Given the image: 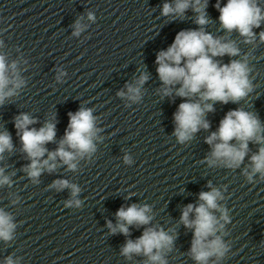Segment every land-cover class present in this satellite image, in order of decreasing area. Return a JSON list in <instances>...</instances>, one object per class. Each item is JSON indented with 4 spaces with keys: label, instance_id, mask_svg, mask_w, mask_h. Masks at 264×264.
I'll return each instance as SVG.
<instances>
[{
    "label": "water",
    "instance_id": "1",
    "mask_svg": "<svg viewBox=\"0 0 264 264\" xmlns=\"http://www.w3.org/2000/svg\"><path fill=\"white\" fill-rule=\"evenodd\" d=\"M175 2L0 0V54L8 64L17 63L24 81L0 105V132L7 131L13 145L0 157V168L11 181L0 185V209L16 225L11 240L0 239V264L9 257L13 264H152L143 254L130 259L121 254L128 240L135 241L149 227L173 236L171 249L161 252L167 264H198L190 253L194 229L184 226L181 215L188 204L202 203L199 194L211 191L209 184L221 192L223 199L217 203L229 220H220L224 227L216 233L228 251L222 258L210 257L208 264H264V180L257 173L249 182L244 174L261 145L249 142L244 161L230 169L209 166L212 146L206 143L232 110L252 112L264 125V42L259 39L264 21L253 29L254 42L245 43L219 21L216 4L223 7L227 0H207L203 30L233 41L240 50L238 56L213 59L228 64L247 56L253 90L235 103L208 101L214 109L204 117L210 127L180 143L174 135V114L180 103L196 102L199 96H177L179 84L165 96L156 58L179 32L201 26L191 6L182 16L162 15L165 3L174 7ZM258 6L264 11V0ZM77 21L84 26L78 36L73 35ZM141 75L148 79L140 86V99L132 101L126 86H137ZM81 108L91 109L95 117V151L77 157L75 170L57 158L54 171L44 169L33 181L25 171L31 161L23 151L16 118L29 115L36 121L29 128L37 130L54 123L55 139L45 145L52 152L64 138L69 113ZM58 180L76 185L79 193L73 197L69 187H52ZM69 200H79L80 206H66ZM133 204L150 208V223L129 225L127 236L113 234L108 222L115 227L117 211ZM214 215L219 219L221 212Z\"/></svg>",
    "mask_w": 264,
    "mask_h": 264
},
{
    "label": "clouds",
    "instance_id": "2",
    "mask_svg": "<svg viewBox=\"0 0 264 264\" xmlns=\"http://www.w3.org/2000/svg\"><path fill=\"white\" fill-rule=\"evenodd\" d=\"M190 6L194 12L198 13L195 22L201 26L200 29L179 32L172 45L166 51H161L156 58L157 72L165 85L163 89L165 96L172 94V86L176 84L180 85L176 89L177 96L182 98L199 96L196 102L188 99L180 103L174 114L176 124L174 135L180 143L191 140L193 134L201 128L207 130L210 127L204 117L206 112L214 111V109L212 103H207L208 101L235 103L247 97L253 90L249 79L251 69L247 56L240 60L233 59L228 64H221L213 59L225 55L235 57L240 55V50L233 41L214 38L203 30V26L208 23L205 12L207 0L204 3H201V0H176L174 7L165 3L162 15L182 16ZM216 8L219 10V21L223 29L228 32L237 31L245 38V43L254 42L256 34L253 29L259 28L264 21V11L258 6V0H227L223 7L218 2ZM88 19H94L91 12L88 13ZM83 28L84 26L77 21L73 35L78 36ZM259 39L264 42V32L259 34ZM182 62L183 66H181ZM147 79V75H141L137 86H126L130 100L140 99V86ZM23 84L17 63L13 61L8 64L5 55L0 54V105L6 98L16 95ZM118 95L124 96L125 93L120 92ZM35 122L27 114H21L15 120L23 151L31 161L25 171L33 181H36L44 169L49 172L54 171L57 158L67 165L69 170H75L74 161L77 157L82 158L95 151L93 140L98 129L95 127V117L91 109L81 108L74 114L69 113V124L64 138L60 141L59 147L52 152H49L45 145L55 139V124L46 122L38 130L29 128V125ZM249 142L259 144L261 147L251 156L250 171L245 169L244 174L249 182L257 173L260 174V179L264 180V125L256 115L243 109L229 111L220 121L218 130L206 138V143L212 146L207 163L209 166L219 164L230 169L238 168L249 151ZM12 147L10 134L7 131L0 132V157L6 150L11 151ZM46 153L47 159H42ZM125 162L130 163L128 157H125ZM5 184L10 185L11 181L9 177L4 176V170L0 168V185ZM52 187L57 190L69 187L73 197L80 191L76 185H70L66 180L55 181ZM209 187L211 191L199 194V200L202 203L198 206L188 204L181 215L184 226L194 229L190 253L198 264H208L209 258L213 256L222 258L228 251L227 245L220 236L216 235L217 231L224 227L220 220L225 222L229 220L227 211L217 203L218 200L223 199V196L211 184ZM73 203L77 207L80 206L79 200H69L66 206H71ZM214 211L221 212L219 219L214 215ZM148 212L150 208L147 205L141 207L133 204L126 209L121 207L116 213L117 225L113 227L109 221L108 227L113 234L119 231L127 236L129 225L142 226L150 223L152 217L147 215ZM191 213L195 214L194 219L189 218ZM15 227L11 215L0 209V239L6 242L11 240ZM172 244L173 236L163 229L149 227L135 241L128 240L121 254L129 259L132 254H143L152 264H167L161 252L165 249L170 250ZM6 264H13L11 257L7 259Z\"/></svg>",
    "mask_w": 264,
    "mask_h": 264
}]
</instances>
